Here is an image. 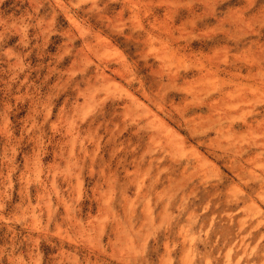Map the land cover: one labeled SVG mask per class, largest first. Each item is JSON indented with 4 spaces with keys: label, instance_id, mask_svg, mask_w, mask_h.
Returning a JSON list of instances; mask_svg holds the SVG:
<instances>
[{
    "label": "rangeland",
    "instance_id": "374dc122",
    "mask_svg": "<svg viewBox=\"0 0 264 264\" xmlns=\"http://www.w3.org/2000/svg\"><path fill=\"white\" fill-rule=\"evenodd\" d=\"M0 264H264V0H0Z\"/></svg>",
    "mask_w": 264,
    "mask_h": 264
}]
</instances>
